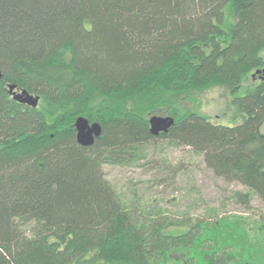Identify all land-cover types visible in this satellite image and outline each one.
Wrapping results in <instances>:
<instances>
[{
    "label": "trees",
    "instance_id": "1",
    "mask_svg": "<svg viewBox=\"0 0 264 264\" xmlns=\"http://www.w3.org/2000/svg\"><path fill=\"white\" fill-rule=\"evenodd\" d=\"M263 65L264 0H0V264H264V209L145 215L103 171L164 139L264 207ZM213 87L232 123L197 111ZM79 115L101 125L89 144Z\"/></svg>",
    "mask_w": 264,
    "mask_h": 264
},
{
    "label": "rangeland",
    "instance_id": "2",
    "mask_svg": "<svg viewBox=\"0 0 264 264\" xmlns=\"http://www.w3.org/2000/svg\"><path fill=\"white\" fill-rule=\"evenodd\" d=\"M201 101L199 113L217 122H233L228 93L221 87L207 90ZM259 129L264 131V123ZM103 171L121 199L145 215L161 210L182 220L211 219L230 214L250 216L264 209L255 194L247 208L235 201L233 191L244 190L243 185L215 175L189 147L164 139L148 142L130 163L105 162Z\"/></svg>",
    "mask_w": 264,
    "mask_h": 264
},
{
    "label": "water",
    "instance_id": "3",
    "mask_svg": "<svg viewBox=\"0 0 264 264\" xmlns=\"http://www.w3.org/2000/svg\"><path fill=\"white\" fill-rule=\"evenodd\" d=\"M264 71V69H263ZM8 91L12 98L17 101L35 106L38 101V95L29 93L25 89H16L13 84H8ZM170 115L152 114L148 117L150 132L157 134L159 131H164L172 123ZM75 137L81 144H89L94 136L100 134L101 125L98 121H89L86 117L79 115L74 120Z\"/></svg>",
    "mask_w": 264,
    "mask_h": 264
},
{
    "label": "flooded vegetation",
    "instance_id": "4",
    "mask_svg": "<svg viewBox=\"0 0 264 264\" xmlns=\"http://www.w3.org/2000/svg\"><path fill=\"white\" fill-rule=\"evenodd\" d=\"M263 69H264V65L261 67V68H259L258 70H260L259 71V73L257 74V76H261V75H263ZM264 76V75H263Z\"/></svg>",
    "mask_w": 264,
    "mask_h": 264
},
{
    "label": "bare ground",
    "instance_id": "5",
    "mask_svg": "<svg viewBox=\"0 0 264 264\" xmlns=\"http://www.w3.org/2000/svg\"><path fill=\"white\" fill-rule=\"evenodd\" d=\"M259 71H260V70L256 69V71H255V72H256V73H259ZM263 72H264V71H263ZM263 75H264V73H263Z\"/></svg>",
    "mask_w": 264,
    "mask_h": 264
}]
</instances>
